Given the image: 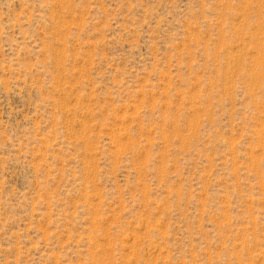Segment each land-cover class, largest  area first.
Masks as SVG:
<instances>
[{"label":"rangeland","instance_id":"rangeland-1","mask_svg":"<svg viewBox=\"0 0 264 264\" xmlns=\"http://www.w3.org/2000/svg\"><path fill=\"white\" fill-rule=\"evenodd\" d=\"M0 264H264V0H0Z\"/></svg>","mask_w":264,"mask_h":264}]
</instances>
